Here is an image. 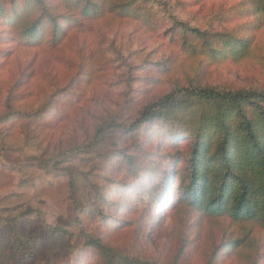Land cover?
I'll list each match as a JSON object with an SVG mask.
<instances>
[{
  "label": "rangeland",
  "instance_id": "obj_1",
  "mask_svg": "<svg viewBox=\"0 0 264 264\" xmlns=\"http://www.w3.org/2000/svg\"><path fill=\"white\" fill-rule=\"evenodd\" d=\"M163 1L190 27L251 37L249 56L208 63L184 53L165 32L168 14L152 31L103 7L55 49L25 45L0 19V264H99L91 241L142 262L207 264L244 235L213 264H264L263 229L164 209L160 193L149 195L172 166L165 127L125 132L175 85L264 90V22L241 17L239 0Z\"/></svg>",
  "mask_w": 264,
  "mask_h": 264
},
{
  "label": "trees",
  "instance_id": "obj_2",
  "mask_svg": "<svg viewBox=\"0 0 264 264\" xmlns=\"http://www.w3.org/2000/svg\"><path fill=\"white\" fill-rule=\"evenodd\" d=\"M6 3L0 0V19L7 25V32L17 34L29 46L46 43L57 48L67 27L76 25L78 18H99L104 7L109 13L138 21L152 31L162 21L160 14H168L170 23L165 32L169 41L190 56L204 57L208 63L239 62L250 54L251 37L241 36L236 29L199 30L178 22L163 0ZM69 8L76 10L79 17L67 15ZM235 11L244 19L264 22V0H239ZM152 125L166 128L170 153L178 152V141L185 140L186 149L181 160L176 161L171 154L172 166L162 169L149 195L155 193L156 198L160 193L158 200L165 203L164 209L175 204L209 220L225 218L231 224L255 225L264 231V90L227 91L196 86L182 90L175 85L168 94L145 106L125 132L135 134ZM176 163H182L184 169L177 172ZM247 239L244 235L226 241L219 251L234 250L243 242L247 244ZM90 243L98 252L99 264H153L129 258L99 242ZM219 251L211 254L207 264L215 262Z\"/></svg>",
  "mask_w": 264,
  "mask_h": 264
}]
</instances>
